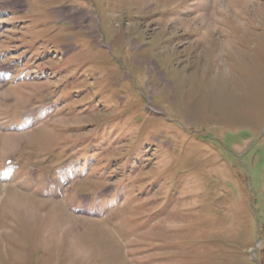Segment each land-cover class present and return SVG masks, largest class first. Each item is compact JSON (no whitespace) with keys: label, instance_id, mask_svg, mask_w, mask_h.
<instances>
[{"label":"rangeland","instance_id":"1","mask_svg":"<svg viewBox=\"0 0 264 264\" xmlns=\"http://www.w3.org/2000/svg\"><path fill=\"white\" fill-rule=\"evenodd\" d=\"M0 11V264H264V0Z\"/></svg>","mask_w":264,"mask_h":264}]
</instances>
